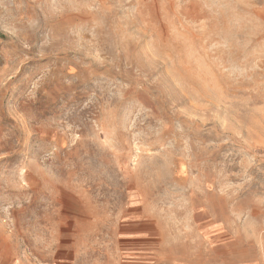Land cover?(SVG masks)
I'll list each match as a JSON object with an SVG mask.
<instances>
[{
  "label": "rangeland",
  "instance_id": "374dc122",
  "mask_svg": "<svg viewBox=\"0 0 264 264\" xmlns=\"http://www.w3.org/2000/svg\"><path fill=\"white\" fill-rule=\"evenodd\" d=\"M0 264H264V0H0Z\"/></svg>",
  "mask_w": 264,
  "mask_h": 264
}]
</instances>
